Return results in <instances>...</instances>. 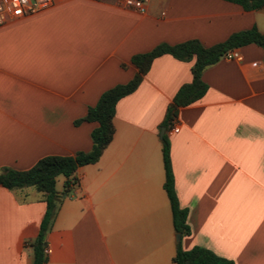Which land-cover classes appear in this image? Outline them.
Returning <instances> with one entry per match:
<instances>
[{"label": "crops", "instance_id": "crops-1", "mask_svg": "<svg viewBox=\"0 0 264 264\" xmlns=\"http://www.w3.org/2000/svg\"><path fill=\"white\" fill-rule=\"evenodd\" d=\"M255 25L264 6L232 0H56L0 25V168L26 169L49 154L91 148L85 115L107 88L138 71L136 53L197 39L204 46ZM206 66L204 94L176 108L179 130L163 124L192 59L155 56L136 88L119 98L114 132L98 160L61 187L45 235L46 264H176L177 243L201 245L235 264H264V50ZM174 190L189 231L176 241L164 188L161 127ZM33 186L0 185V264H32L30 241L45 211Z\"/></svg>", "mask_w": 264, "mask_h": 264}, {"label": "trees", "instance_id": "trees-1", "mask_svg": "<svg viewBox=\"0 0 264 264\" xmlns=\"http://www.w3.org/2000/svg\"><path fill=\"white\" fill-rule=\"evenodd\" d=\"M232 1L240 3L246 9H256L264 6V0ZM248 43H255L264 50V32L253 25L250 28L235 31L226 39L209 46H204L197 39H188L176 44L161 43L149 51L134 54L131 61L137 66V73L127 82L117 83L104 90L97 101L87 107L85 115L75 120L76 123L83 120L97 122V125L90 132L92 144L89 150H78L74 154L67 155H44L26 169L8 166L0 168V185L8 189L33 186L36 190L42 192L46 205L38 233L30 241L33 251L32 264H46L47 262V253L44 252L45 235L51 227L57 211V199L59 197V193L55 188L57 175L62 174L64 176L62 192L67 193L78 182L77 168L98 160L114 132L113 116L117 100L136 88L152 59L159 54L170 53L177 58L193 60L191 80L183 83L178 88L173 96L172 103L168 106L163 122L168 128L171 119L176 117L177 106L191 103L204 94L207 84L201 77L203 69L217 62L228 49ZM162 141L165 169L164 188L170 200L175 230L183 234L189 231L186 223L187 211L185 208L180 207L177 201L170 165L169 142L165 134L162 136ZM173 260L176 264H235L233 259L219 255L207 247L194 245L189 249H184L180 242L177 243Z\"/></svg>", "mask_w": 264, "mask_h": 264}, {"label": "built area", "instance_id": "built-area-1", "mask_svg": "<svg viewBox=\"0 0 264 264\" xmlns=\"http://www.w3.org/2000/svg\"><path fill=\"white\" fill-rule=\"evenodd\" d=\"M56 0H0V25L9 17H18L25 14L33 13L40 8L53 3ZM126 6L136 10H144L148 0H121ZM224 58L237 59L242 58L241 53L236 47L228 49L223 55ZM179 124L176 117L171 119L167 132L169 134L177 132ZM49 247L45 245L44 252L48 253Z\"/></svg>", "mask_w": 264, "mask_h": 264}, {"label": "rangeland", "instance_id": "rangeland-1", "mask_svg": "<svg viewBox=\"0 0 264 264\" xmlns=\"http://www.w3.org/2000/svg\"><path fill=\"white\" fill-rule=\"evenodd\" d=\"M62 177H64L62 174L57 175V177H56V186L57 187H61L62 186L61 185V179H62Z\"/></svg>", "mask_w": 264, "mask_h": 264}, {"label": "water", "instance_id": "water-1", "mask_svg": "<svg viewBox=\"0 0 264 264\" xmlns=\"http://www.w3.org/2000/svg\"><path fill=\"white\" fill-rule=\"evenodd\" d=\"M164 129H165V127L162 126V127H161V130H160V136L163 135ZM179 238H180V233H177V234H176V241H179Z\"/></svg>", "mask_w": 264, "mask_h": 264}]
</instances>
